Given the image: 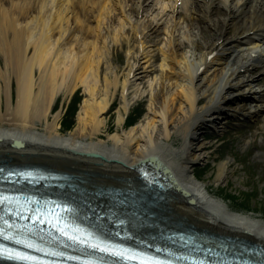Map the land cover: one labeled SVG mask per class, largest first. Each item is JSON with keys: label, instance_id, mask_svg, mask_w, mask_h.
<instances>
[{"label": "bare ground", "instance_id": "obj_1", "mask_svg": "<svg viewBox=\"0 0 264 264\" xmlns=\"http://www.w3.org/2000/svg\"><path fill=\"white\" fill-rule=\"evenodd\" d=\"M118 8L147 17L143 29L123 26L113 38L114 50L126 45L132 55L127 72L118 57L109 60L104 39ZM168 11L180 28L152 54ZM161 60L148 113L134 123L126 117L138 95L132 78L145 104V78ZM81 88L77 124L61 133L58 101ZM118 98V126L109 132ZM230 123L246 127L252 142L264 136V0H0V167L68 174L61 195L103 229L112 232L123 217L122 227L151 242L174 247L176 238L163 234L190 229L199 242L264 257V219L231 210L197 172L221 160L217 142ZM235 158L219 161L210 181L230 183Z\"/></svg>", "mask_w": 264, "mask_h": 264}, {"label": "rangeland", "instance_id": "obj_2", "mask_svg": "<svg viewBox=\"0 0 264 264\" xmlns=\"http://www.w3.org/2000/svg\"><path fill=\"white\" fill-rule=\"evenodd\" d=\"M151 1L152 0H146L147 3H150ZM160 1L162 2V0ZM165 1L168 3V0H164V2ZM169 3L171 2L169 1ZM117 12L118 18L114 22V24L110 26V31L106 32V29H104L106 33V35L104 36L107 45L106 53L110 61L111 59H115L116 57H118L119 59L117 58L118 60L115 62H120V65H123L124 67V72H127L128 68H126V64H128L129 61L127 58H130V56L132 55L128 54L126 45L123 48L118 46L119 48L117 47L116 50H114L113 38L115 37V34L119 35L121 32H123L120 30V27L123 26L128 29V27H134L133 24L135 26H137L136 24H138L139 29H143L145 24V21L143 20L146 18L147 21V17L142 16L141 14L137 17L135 13H132V10L128 9L127 11H125V9L122 10V8H118ZM167 14L168 15L164 18H167V20L169 21H166L163 24L166 32H164V30H161V41L159 42L158 46H148V49L151 50L152 54L155 53V49H157L158 47L165 49L168 48L169 43L163 38H168L166 34L167 31L171 30L172 27L176 23H178L176 13L173 14L172 11H168ZM153 15L154 14L150 15V17H153ZM175 26L180 28L178 24H176ZM211 29L214 31L213 28ZM231 32L228 34V36L231 34ZM134 55L138 58L137 64L139 62H142L143 56L141 55L143 54L140 47L135 50ZM131 60L133 61V58H131ZM161 62L162 60L157 63L156 67H158V70L152 74L150 73L145 78V80H147L151 85L148 87V99L146 100L145 104L138 100L139 95L143 93L145 89L143 88L140 80L132 78V81H134L133 83L136 84L135 89L138 90V95L135 98L129 99L130 103L133 101L135 102H133L134 104H131V110L130 112H127L126 117L127 119L130 118V120H132L134 123L141 121L145 114L148 113V108L150 107L152 96L157 90V81L161 76ZM78 91L79 92H76L77 95L75 94L73 98L69 99V102L64 101L62 103V99L58 101L59 104L56 108H60V110H62V116L60 120L61 133L67 134L77 124L79 109L81 107L83 99L85 98V95L83 94L84 89L81 88ZM118 99L119 102L117 101V106L113 107L107 114V116L110 117L109 123L107 124V129H111L109 130V132L116 131L118 126L116 123V119L118 118V107L122 106L123 104V100L121 98ZM155 119L157 120V126H160V118L155 117ZM242 121L243 120H237L236 123H240ZM248 122L249 121H243L242 123H245L246 125ZM132 125L126 124L125 128L118 127L119 132H127V130ZM243 127L244 126L235 123H230L228 127L220 132L219 136L221 138L217 142L219 143V146H217L218 151L216 153V156L220 155L221 160H224L226 158H235L233 155L237 157L235 158L232 167H236L238 169H234V171L236 170V175L233 177L230 183L218 184L217 182L210 181L215 177L217 173V163L221 161L220 158H217L216 160L212 159L208 166H203V164H198V166L196 165L197 172L201 178L206 179L210 183V189L217 192V197L223 200L231 210L256 214L257 216H260L264 219V136L262 134H258L257 141L252 142L251 133H248L246 130H244V128L246 127ZM257 154L259 157H257L256 159ZM231 169L233 170V168Z\"/></svg>", "mask_w": 264, "mask_h": 264}]
</instances>
